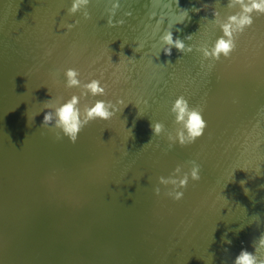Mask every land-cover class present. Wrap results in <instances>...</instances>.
<instances>
[{
	"label": "water",
	"instance_id": "obj_1",
	"mask_svg": "<svg viewBox=\"0 0 264 264\" xmlns=\"http://www.w3.org/2000/svg\"><path fill=\"white\" fill-rule=\"evenodd\" d=\"M216 1L224 10L225 0ZM216 1L119 0L112 16L109 0H90L85 18L83 9L68 13L72 0H0V264H234L242 250L255 252L253 241L264 234V72H248L252 79L233 100L225 83L228 57L221 54L218 73L212 74L199 52L209 41L207 29L185 45L184 57L174 47L169 55L160 40L176 24L173 36L182 33L185 44L199 15L191 27L183 21L182 28L181 14L196 4L205 13ZM109 17L127 33L116 27L121 32L106 35L101 23ZM134 22L136 29H131ZM69 24L75 26L69 29ZM252 33H247L255 47L252 62L260 68L264 54ZM95 41L98 48H92ZM42 55L46 60H39ZM235 59L244 71L241 55ZM117 66L127 70L117 80L123 87L119 93L113 84ZM68 68L79 71L82 83L100 80L122 114L115 113L116 120L112 116V127L107 119L91 120L75 143L54 128L55 120L42 126L52 111L47 103L77 95L83 110L96 100L66 86ZM120 93L125 110L117 100ZM179 96L190 107H201L207 121L194 143L168 139L180 127L171 112ZM212 99L220 102L213 109L208 105ZM151 122H162L164 131L154 135ZM161 146L175 155L167 157ZM195 158L211 173L215 168L221 180L189 177L197 191L190 185L181 189L182 199H173L167 195L172 185L160 184L159 178L177 166L181 175L190 173ZM60 168L65 180L55 179ZM200 187L212 197H202ZM194 205L207 207L208 217L193 211ZM205 226L206 235L199 233L198 241L192 237Z\"/></svg>",
	"mask_w": 264,
	"mask_h": 264
},
{
	"label": "clouds",
	"instance_id": "obj_2",
	"mask_svg": "<svg viewBox=\"0 0 264 264\" xmlns=\"http://www.w3.org/2000/svg\"><path fill=\"white\" fill-rule=\"evenodd\" d=\"M112 4L111 12L112 16L115 15V10L119 8V0H109ZM90 0H72L71 7L68 8V13L74 15L75 13L84 11L85 18H88V12L86 11ZM228 7L237 8L234 14L228 15L223 22L220 23L223 35L220 36L211 48H203V55L205 58L219 60L221 54L224 57H229L233 50L236 48L237 35L243 33L247 27H250L254 23L253 13L264 15V0H229ZM109 25L114 26L113 19L109 17ZM74 24H69L68 28L74 27ZM179 31V29H177ZM160 40L164 45L168 47L164 50L171 55L172 48L175 47L180 52H184L185 44L183 39L177 37L174 39L173 32L166 30L161 36ZM192 51L191 47L187 49ZM66 86L68 88L78 87L81 88V96L87 97L89 93L93 96H101L105 94V87L98 79H91L88 82H83L79 79L80 73L77 69L68 68L65 71ZM80 96L73 95L66 102L54 104L47 103L46 108L52 109L44 115V121L42 126H48L53 120H55L54 128L61 129L65 136H67L71 142L75 143L78 139V134L82 128L88 124L91 120L96 118L110 119L118 111L117 106L111 101L95 100L94 103L86 104L83 110L79 107ZM122 103V101L118 102ZM171 112L175 116V123L180 125L176 130L175 135H168L169 141L175 143L178 141L181 145L194 143L197 138L204 134L207 127V121L203 116V109L201 107H190L188 100L184 96H179L171 107ZM154 135H160L165 126L162 122H151ZM62 137L57 134V139ZM151 142V141H150ZM149 142V143H150ZM171 147V144H170ZM192 168L190 173L185 172L181 175L182 169L177 166L173 173L159 178V183L162 185H172V189L167 193L175 200L183 198V191L188 185L189 177L192 180H199L200 166L195 161L192 162ZM161 189L156 187L155 192L160 194ZM230 243V241H229ZM255 252L248 250H242L235 258L234 264H264V254H261V250L264 249V234L253 241Z\"/></svg>",
	"mask_w": 264,
	"mask_h": 264
},
{
	"label": "bare ground",
	"instance_id": "obj_3",
	"mask_svg": "<svg viewBox=\"0 0 264 264\" xmlns=\"http://www.w3.org/2000/svg\"><path fill=\"white\" fill-rule=\"evenodd\" d=\"M213 1V0H212ZM214 1H216V0H214ZM225 2V4H224V6H225V8H224V10L222 9V8H220L219 7V5L217 4V1L214 3V4H212L211 6V9H207V11L204 13V11L202 12V9H201V7H199V6H197V4H196V7H195V5H193L194 7H192V9L191 10H187V12H185V13H182L181 14V19H180V24H178V26H180V27H182V25H183V21H187V22H189V27H191L190 25L192 24V22L193 21H195L196 20V15L198 14L199 15V18H198V20H196L197 22H194V24L196 25V27H191V28H189V30H188V32H186V34L188 35V38L185 40V45L186 44H188L189 46H191V43L194 41V40H196V38H198L203 32H206V29H207V36H208V40L209 41H207V43H204V44H201L202 45V48H204V46L205 47H207V48H211L213 45H214V43H215V41L220 37V36H222L223 35V32H222V29L220 28V23L222 22V21H219L218 19H217V17L218 16H220V15H225V16H228V15H231V14H234L235 13V11L236 10H234L233 11V8L231 9L230 7H228V3H229V0H225L224 1ZM194 3V2H193ZM221 3V2H220ZM219 3V4H220ZM133 4H135V5H137L138 4V1L137 2H132V5ZM214 7V8H213ZM213 10H215V12L213 11ZM239 9H238V7H237V11H238ZM233 11V12H232ZM207 12H208V14H207ZM253 17H254V23L250 26V27H247L245 30H244V32L243 33H240V34H238L237 35V38H236V48L233 50V52L231 53V55L227 58V65L229 66V69H230V72L228 71L227 72V77H229L228 78V80H225V83H226V86H227V88H231L232 90H230V92H233V94H232V96H231V99H233V100H236L238 97L237 96H240L241 94H239V90H241L242 89V87H243V85H244V82L245 81H248V80H251L252 78L250 77L251 76V74H248V72L250 73L251 71H254V70H257V71H260V72H264V64L262 65L261 64V67L260 68H255L256 67V65L252 62V60H254V56L252 55V52L255 50V47L251 44V41H250V36H248L247 35V33H252V32H255V33H252V34H250V35H252L253 37H257L258 39H259V41H258V46L260 47V50L263 52V54H264V29L261 31L260 30V28L262 27V25H263V28H264V15H262V14H258V13H253ZM214 18V19H213ZM194 19V20H193ZM137 22L139 23V24H141L142 23V21H141V16H139L138 18H137ZM165 22H166V24H167V26H169L168 25V23H167V21L165 20ZM210 22V23H209ZM104 27H107L106 29H104V31H105V34L106 35H108V34H110L112 31H118V32H121L120 31V29L119 28H116V27H121L122 29H123V33L124 34H126L127 33V31L124 29L125 27H122V26H120V25H118V24H116V23H114V26H112V25H109V23L107 22V23H101ZM136 22H134V23H130L129 24V26H130V28L132 29H136ZM175 26V28H177L176 27V24L174 25ZM138 27V26H137ZM175 28L174 29H172L171 31L175 34ZM183 28V27H182ZM181 28V29H182ZM115 29V30H114ZM209 29H212L213 30V32H210V35H209ZM170 31V30H169ZM193 31V32H192ZM220 31V32H219ZM222 32V33H221ZM198 33V34H197ZM93 34V33H92ZM221 34V35H220ZM220 35V36H219ZM179 36H181L180 38L182 39V38H184V36H183V34L181 33V34H179ZM174 37V39L176 38V36H173ZM205 39H207V37L205 38ZM40 41L41 40H39V44H40ZM97 44H94L93 45V47L92 48H94V47H97L98 48V41H95ZM200 45V44H199ZM198 45V46H199ZM193 46V45H192ZM167 47H165V49H166ZM175 48V47H174ZM193 48V47H192ZM41 50V49H40ZM172 50H173V48H172ZM38 51H39V48H38ZM43 51V50H42ZM45 51V50H44ZM177 51H179V50H177ZM194 51H199V48H197V49H195ZM91 52H94V51H91ZM199 52H202V50L201 51H199ZM125 53V52H124ZM179 53H181V56L182 57H184L185 56V52H180L179 51ZM236 53H238V55H241V58L244 60V62H242V64H243V67L245 66V64L247 65L246 66V68L244 69V71H241V67L237 64V61H236V59H235V57H236ZM39 59V58H38ZM41 59H44V60H46L45 59V57L42 55V57L39 59V60H41ZM55 60H54V62L56 61V58H54ZM92 60V59H91ZM204 60V62L208 65V68L210 69V71H211V73L212 74H217L218 73V64H217V60H215V59H210V58H206V59H203ZM93 61V60H92ZM119 61L120 62H124V61H122V60H120L119 59ZM262 62H264V56H262ZM240 64H241V62H239ZM249 64H251V65H249ZM119 66V65H118ZM118 66L115 68V72H114V75H113V79L115 80V81H113V84H114V90H116V91H114L115 93H119V92H122V91H119V90H123V87H121V84H120V81H117V80H119L122 76H120L121 75V73H123L124 71H125V74H126V72H127V70L126 69H124V70H122L121 71V69L120 68H118ZM143 66H145V65H143ZM99 72V74H100V76H106L108 73L107 72H105V71H98ZM260 74V73H259ZM246 75V76H245ZM259 76V75H258ZM190 77H193L192 75L190 76ZM164 78H166V79H171V78H175V76H172V77H170L169 76V74H166L165 75V77ZM237 81H236V80ZM255 80H253L252 82H254ZM229 83H232L233 84V86L231 85V84H229ZM247 85V84H246ZM245 85V86H246ZM252 85H254V83H251V86ZM204 87H207V86H204ZM187 90H184V91H182V95L186 92ZM262 93V91H260V94ZM193 95H195V92H193ZM260 96H262V94L260 95ZM199 97H201V96H199ZM198 97V98H199ZM94 99H96V100H105V101H111L112 103H115L116 104V101H114L113 99H111L110 97H109V93L107 92L104 96H97V97H93ZM124 98H125V95H122L121 93L119 94V98L117 99L118 100V102H120V101H122V103L121 104H123V106L121 107L123 110H125V108H127V106H126V102H125V100H124ZM259 99V100H258ZM260 97H257V100H256V102H255V108H257V110L259 109H261V107H260V104H261V101H260ZM194 101H196V100H194ZM209 104L208 105H211V109H213V108H215V107H217V106H219L220 105V102L219 101H216V100H210L209 102H208ZM199 104V102L197 101V105ZM237 104L238 103H236V105L234 106V107H231L230 106V109H231V111L232 112H234V110H236V106H237ZM207 105V106H208ZM118 109V108H117ZM116 114H119V115H122L121 114V112L118 110V111H116ZM117 116V115H116ZM113 117H114V119L116 120V117H115V115H113ZM113 117H111L110 119H107L110 123H112V124H110V127H112L116 122H113V121H111L112 120V118ZM124 122H126V121H123L122 122V125H124ZM249 137L250 136H248V139H249ZM145 141H146V139H145ZM144 141V142H145ZM143 142V143H144ZM140 143V142H139ZM140 144H142V143H140ZM158 149H163L165 152H167V157L168 156H171V155H175L173 152H170L171 150L170 149H168V148H166V147H159ZM182 150V149H181ZM160 151V150H159ZM157 152V151H156ZM163 152V151H162ZM171 154V155H170ZM155 157H159V155L158 154H155L154 155ZM194 160H196V161H198L199 163H200V166H201V168H200V171H199V174L203 177H207V178H210V179H213V180H221L220 179V177H219V174H218V172H217V170H215V168L213 169V167H212V173H211V171H209V167L208 168H205L204 167V165H203V161H201V159H194ZM206 165H209V166H211L210 164H206ZM72 167V166H71ZM205 168L207 171H209L208 173L209 174H211L212 175V177L211 176H209L208 177V175H206L207 173H205L204 172V170L203 169ZM72 169V168H71ZM61 170H63V168H60L59 170H56L57 172H55L54 174H57L56 175V177H55V179L56 178H58V179H62V180H65V170L64 171H62V172H60ZM72 179V176L70 175V179L69 180H71ZM203 180V179H202ZM205 181V180H204ZM0 182H1V178H0ZM55 183V181H53L52 182V184H54ZM55 184H58V183H55ZM190 185H192V187H191V189H192V191L193 192H196L197 191V188L196 187H194V182H192V181H190V182H188V185H187V187H189ZM53 185H50V187H49V190L51 191V190H54V189H51V188H53L52 187ZM58 188V187H57ZM209 192V190H207V189H203L202 187H200V188H198V193L199 194H201V193H203V195H202V197H205L206 199H209V198H211L212 196L208 193ZM52 199L54 200V201H58V199H56L55 197H52ZM197 199V198H196ZM189 201H194L195 203H197V200H195V199H192L191 198V200H189ZM177 203V205L183 210L186 206L184 205V206H181V203L180 202H176ZM131 204H135V202H132ZM190 205H192V204H190ZM187 206H189V205H187ZM218 206V205H217ZM213 207V206H212ZM224 207V205L222 204L221 205V209ZM47 208V207H46ZM215 209V208H214ZM182 210H181V213H182ZM193 211H198V212H201V214H204L206 217H208L207 216V214L206 213H208V208L206 207V208H200L199 206H196V205H194V207H193ZM224 211H226L225 210V207H224ZM183 214V213H182ZM222 215H223V213H222ZM199 221V219L198 218H196V223ZM199 233L200 234H204V235H206L207 234V226H205L204 228H202L200 231H196L195 233H192L193 234V236L192 237H195L196 239H197V241L199 240V239H201L202 237L201 236H199ZM152 237H155L154 235H152ZM204 238V237H203ZM196 241V242H197ZM194 254L196 255L197 254V258H199V257H201L202 256V254H200V252L199 251H197L196 250V247L194 246Z\"/></svg>",
	"mask_w": 264,
	"mask_h": 264
},
{
	"label": "rangeland",
	"instance_id": "obj_4",
	"mask_svg": "<svg viewBox=\"0 0 264 264\" xmlns=\"http://www.w3.org/2000/svg\"><path fill=\"white\" fill-rule=\"evenodd\" d=\"M195 161H196V160H195ZM196 163L198 164L199 162L196 161ZM199 166H200V164H199ZM200 168H201V166H200ZM202 169H203V168H202ZM203 170H204V172H205V171L207 172V170H206L205 168H204ZM206 172H205V173H206ZM207 173H208V172H207ZM209 173H210V172H209Z\"/></svg>",
	"mask_w": 264,
	"mask_h": 264
}]
</instances>
